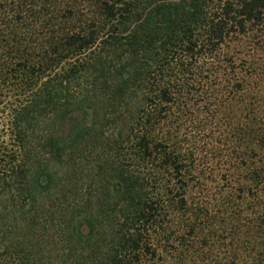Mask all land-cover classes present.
I'll return each mask as SVG.
<instances>
[{"label": "trees", "instance_id": "1", "mask_svg": "<svg viewBox=\"0 0 264 264\" xmlns=\"http://www.w3.org/2000/svg\"><path fill=\"white\" fill-rule=\"evenodd\" d=\"M79 1L0 0V264H264V0Z\"/></svg>", "mask_w": 264, "mask_h": 264}, {"label": "rangeland", "instance_id": "2", "mask_svg": "<svg viewBox=\"0 0 264 264\" xmlns=\"http://www.w3.org/2000/svg\"><path fill=\"white\" fill-rule=\"evenodd\" d=\"M79 1V0H78ZM61 3V5H60V9L62 10V11H64L65 10V7H66V3H67V0H66V3H65V0H58V3ZM88 3H91V2H88V1H86V0H84L83 2H77V4H82V7H80V8H82L81 10L84 12V13H87L85 10H87V8L88 9H91L92 7H90L89 6V4ZM210 121V120H209ZM209 124H212V123H209ZM206 137V139H208L207 138V136H205ZM209 140V139H208ZM214 173V175H217V178H218V175L220 174V173H218L217 171H214L213 172ZM221 174H222V172H221ZM214 177V176H213ZM211 181H214L213 179L211 180ZM214 185H215V183H214ZM251 201V200H250ZM249 201V202H250ZM260 209L262 210L263 209V211H264V208H261V206H257V208L255 209L254 208V212L255 211H260ZM223 259V258H222ZM193 264H197L196 262H194Z\"/></svg>", "mask_w": 264, "mask_h": 264}]
</instances>
